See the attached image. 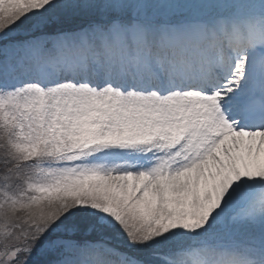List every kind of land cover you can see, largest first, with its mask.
<instances>
[{
    "label": "snow or ice",
    "instance_id": "6c2138e0",
    "mask_svg": "<svg viewBox=\"0 0 264 264\" xmlns=\"http://www.w3.org/2000/svg\"><path fill=\"white\" fill-rule=\"evenodd\" d=\"M0 264H264V0H0Z\"/></svg>",
    "mask_w": 264,
    "mask_h": 264
}]
</instances>
